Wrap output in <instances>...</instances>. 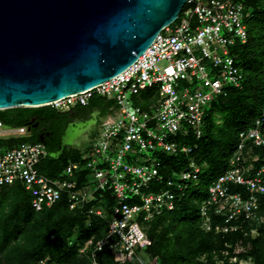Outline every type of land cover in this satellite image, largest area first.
I'll list each match as a JSON object with an SVG mask.
<instances>
[{"label":"built area","instance_id":"2783aa9c","mask_svg":"<svg viewBox=\"0 0 264 264\" xmlns=\"http://www.w3.org/2000/svg\"><path fill=\"white\" fill-rule=\"evenodd\" d=\"M249 17L247 8L235 0H187L178 21L165 28L131 67L49 106L68 112L88 107L97 98L113 104L81 159L69 162L63 177L52 178L40 168L50 156L43 143L0 148V188L22 185L36 212L66 198L71 211H84L88 226L92 218L99 219L106 226L105 236L91 237L79 250L90 264H102L100 253L111 254L114 264L133 259L143 264L153 246L151 223L173 212L189 184L200 179L202 169L193 156L198 147L185 140L204 136L205 115L216 98L225 96L228 88H242L234 50L248 41ZM150 90L153 102L147 109L132 105L134 98L140 101ZM0 135L26 137L23 128L7 129L2 122ZM253 148H264V105L253 126L239 133L228 169L211 183L200 204L205 233L217 229L229 234L242 228L240 221L264 222V168L254 170L252 161L258 158L252 156ZM145 153L153 157L145 158ZM163 156H185L188 162L170 170ZM216 219L220 223L215 225ZM251 235L256 237L257 230ZM148 261L159 264L157 258Z\"/></svg>","mask_w":264,"mask_h":264},{"label":"trees","instance_id":"16d2710c","mask_svg":"<svg viewBox=\"0 0 264 264\" xmlns=\"http://www.w3.org/2000/svg\"><path fill=\"white\" fill-rule=\"evenodd\" d=\"M235 1L241 2L250 13L246 20L248 41L245 44L239 43L234 50L237 65L243 74L242 88H228L225 96L216 98L205 115L204 136L201 139L191 136L185 140L186 144L198 147L193 156L202 172L197 183L189 184L177 208L162 214L151 223L148 233L153 246L147 250V254L152 259L157 258L160 264H216L219 259H225L221 255L222 250L228 249L225 245L234 244L239 239L251 241L255 264H264V222L240 221L242 228L237 232L214 236L212 232L202 231L199 214L200 204L207 198L209 186L228 169L238 144L239 133L253 126L264 105V0ZM252 20H255L256 25H252L249 30V22ZM153 94L151 90L142 94L144 99L140 102L143 108L147 109V101L153 98ZM111 105L97 98L88 107L77 106L68 112H59L49 106L17 108L0 111V122L7 129L24 128L33 120L63 129L69 125L68 116L71 112L78 113L82 118L80 114L99 109L103 117ZM8 142V147L21 143H41L31 137L8 139ZM44 145L50 156H58L63 148L58 142ZM74 152H68V164L81 159V151ZM221 152L224 153L221 155ZM252 156L258 158L256 162L252 161L254 170L264 168V148H253ZM161 159L170 170H178L188 162L185 156H163ZM40 168L48 177L59 173L57 170L53 174L44 165ZM161 170L164 175L169 174L166 169ZM202 188H205L204 193L195 198ZM0 189V264H40L46 257L59 263L70 257L90 264L87 256L80 257L79 250L91 237L100 239L105 236L106 226L99 219L92 218V224L88 226L84 211H71L66 198L42 212H36L31 207L29 193L22 185L14 184ZM237 190L235 188L233 191ZM260 216L264 219V201L261 203ZM219 223L220 219L214 221L215 225ZM253 229L257 230L256 237L251 235ZM214 238L218 242L213 241ZM203 254L207 255L206 263L198 260ZM217 254L219 256L216 257ZM98 260L102 264H114V258L109 253H100ZM125 264L139 262L133 259Z\"/></svg>","mask_w":264,"mask_h":264},{"label":"water","instance_id":"95a60500","mask_svg":"<svg viewBox=\"0 0 264 264\" xmlns=\"http://www.w3.org/2000/svg\"><path fill=\"white\" fill-rule=\"evenodd\" d=\"M187 0H0V111L43 108L131 67Z\"/></svg>","mask_w":264,"mask_h":264},{"label":"rangeland","instance_id":"374dc122","mask_svg":"<svg viewBox=\"0 0 264 264\" xmlns=\"http://www.w3.org/2000/svg\"><path fill=\"white\" fill-rule=\"evenodd\" d=\"M252 25H256L255 20H252L249 22V30L251 29ZM140 99H144V97H140ZM153 100L147 101V108L152 104ZM132 105L139 106L143 108V105H141V102L138 98H134V100L131 101ZM25 109V108H24ZM145 109V108H144ZM99 109L91 110L88 112H85L84 114H80L83 117L81 118L78 113L71 112L68 116V120H70L67 124V127L65 131L63 130L62 137H59L58 144L59 146H62V150L60 151L58 156H49L43 161L44 166H46L48 169H50L51 172L56 173L58 170V174H56L52 178H58L64 176V169L65 166L68 164L66 162L67 157L69 158L70 154L68 152H71L74 154V151H83L87 148V146L90 144L91 136L94 135L98 129V119L100 118V114H98ZM3 112V111H2ZM100 123V121H99ZM8 139H10L6 135H0V148H6L8 147L9 143ZM224 152H221V155ZM145 158L153 157L151 153H145ZM69 160H72L71 158ZM205 188L199 189L198 193L195 198H199L204 193ZM0 191H2L0 189ZM1 194V192H0ZM204 223L201 221V229H203ZM151 228V226H150ZM214 230V228H213ZM150 231V229H149ZM203 231V230H202ZM204 232V231H203ZM214 236H225L224 233H219V231L216 229V231L212 232ZM213 241H217V238L213 239ZM227 243L225 246L228 249L222 250L221 255L225 256V259H219L216 264H255L254 262V246L251 241L242 240L239 239L235 242ZM229 254V256H228ZM233 257H231V256ZM219 256V254L216 255V257ZM81 257V256H80ZM145 262L143 264H149V256H145ZM207 255L203 254L198 257V260L200 262L206 263L207 261ZM226 260H229V262H226ZM42 262H45V264H85L82 261H76L73 258H68L66 261L59 263L50 257H46L44 260L40 261V264H43ZM140 264V263H139ZM150 264H155L153 261ZM160 264V263H159Z\"/></svg>","mask_w":264,"mask_h":264},{"label":"flooded vegetation","instance_id":"af4514ba","mask_svg":"<svg viewBox=\"0 0 264 264\" xmlns=\"http://www.w3.org/2000/svg\"><path fill=\"white\" fill-rule=\"evenodd\" d=\"M15 130L21 129L20 127L14 128ZM25 130V136L31 137L33 139L39 140L43 144H54L58 142L59 137H62L63 130L65 131L66 127L63 129H58L51 124H41L40 122L32 121L31 124H28L23 128Z\"/></svg>","mask_w":264,"mask_h":264},{"label":"crops","instance_id":"0c3cea01","mask_svg":"<svg viewBox=\"0 0 264 264\" xmlns=\"http://www.w3.org/2000/svg\"><path fill=\"white\" fill-rule=\"evenodd\" d=\"M97 112H98V114L102 113V112H100V110H98ZM99 116H100V118H99L98 120H99V121H101L102 114H100ZM99 121H98V123H97V124H99Z\"/></svg>","mask_w":264,"mask_h":264}]
</instances>
